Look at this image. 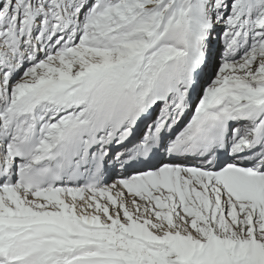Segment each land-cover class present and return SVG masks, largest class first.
Segmentation results:
<instances>
[{
  "label": "snow or ice",
  "instance_id": "obj_1",
  "mask_svg": "<svg viewBox=\"0 0 264 264\" xmlns=\"http://www.w3.org/2000/svg\"><path fill=\"white\" fill-rule=\"evenodd\" d=\"M0 264H264V0H0Z\"/></svg>",
  "mask_w": 264,
  "mask_h": 264
}]
</instances>
